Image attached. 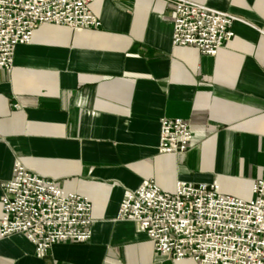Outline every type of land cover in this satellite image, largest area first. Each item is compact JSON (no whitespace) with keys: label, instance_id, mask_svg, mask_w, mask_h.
Segmentation results:
<instances>
[{"label":"crops","instance_id":"1","mask_svg":"<svg viewBox=\"0 0 264 264\" xmlns=\"http://www.w3.org/2000/svg\"><path fill=\"white\" fill-rule=\"evenodd\" d=\"M243 19L216 55L172 42L167 0H93L99 27L42 24L0 69L2 183L16 160L92 203V238L42 257L22 233L0 236V264H196L156 253L117 220L127 189L152 180L213 183L243 199L264 179V0H193ZM187 119L193 148L159 151L161 119Z\"/></svg>","mask_w":264,"mask_h":264},{"label":"built area","instance_id":"2","mask_svg":"<svg viewBox=\"0 0 264 264\" xmlns=\"http://www.w3.org/2000/svg\"><path fill=\"white\" fill-rule=\"evenodd\" d=\"M93 0H0V69L11 70L18 45L30 43L42 24L74 30L99 27ZM173 5L172 42L216 55L235 33L236 15L193 0ZM187 119L162 118L159 151L179 155L193 148ZM0 236L24 234L44 256L62 241L92 238V203L53 180L32 174L20 161L2 183ZM117 220L133 221L153 242L157 254L196 264H264V179L249 199L224 194L218 183L178 181L169 192L152 180L127 189Z\"/></svg>","mask_w":264,"mask_h":264}]
</instances>
